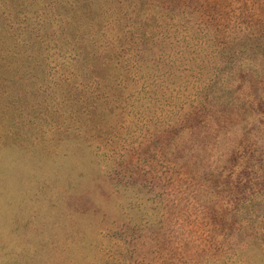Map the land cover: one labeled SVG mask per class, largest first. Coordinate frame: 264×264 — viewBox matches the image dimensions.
<instances>
[{"label": "rangeland", "instance_id": "1", "mask_svg": "<svg viewBox=\"0 0 264 264\" xmlns=\"http://www.w3.org/2000/svg\"><path fill=\"white\" fill-rule=\"evenodd\" d=\"M0 264H264V0H0Z\"/></svg>", "mask_w": 264, "mask_h": 264}, {"label": "trees", "instance_id": "2", "mask_svg": "<svg viewBox=\"0 0 264 264\" xmlns=\"http://www.w3.org/2000/svg\"><path fill=\"white\" fill-rule=\"evenodd\" d=\"M141 75H142V74H141ZM155 78H156V77L152 78V79L149 80L148 82L150 83V81L155 80ZM143 80L145 81V77H143ZM146 91H147V90H145V86H142V87L138 88L137 90H134L133 92L130 93L131 96H134L133 101H134L135 103H132L134 106L138 107V104H139V103H143V104H144V103L147 101L146 105H143L144 108H145L146 106H148V107H146V108H153V107H154V102H156V99H155L154 97H149V98H147L146 100H144V99H142V98H141V100L136 98L137 95L140 96V94H144V92H146ZM148 91H149V92H148L149 94L155 93V89H148ZM154 114H155V113H154V111H153L151 115H148V116H147V120H150V119H152L153 116H156V115H154ZM137 115H142V112L139 110L138 113H137ZM138 117H139V116H138ZM143 117H144V116H143ZM141 118H142V117H141Z\"/></svg>", "mask_w": 264, "mask_h": 264}]
</instances>
